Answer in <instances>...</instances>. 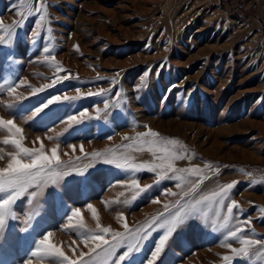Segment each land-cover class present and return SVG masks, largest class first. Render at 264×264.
<instances>
[{
	"label": "rangeland",
	"instance_id": "obj_1",
	"mask_svg": "<svg viewBox=\"0 0 264 264\" xmlns=\"http://www.w3.org/2000/svg\"><path fill=\"white\" fill-rule=\"evenodd\" d=\"M37 2L25 0L21 6V0H0V22L10 25L19 21L23 25L12 45L14 70L0 64V100L8 99L4 94L7 82H18L17 78L26 79L34 88L51 83L57 75L71 73L72 78L35 96L26 85L17 89L18 94L28 97L14 110L15 122L23 129L24 145L39 147V142H33L40 137L45 148L51 149L54 142L45 137L56 136L66 127L59 118L85 109L95 115L97 107L102 111L100 119L85 120L63 132L59 141L63 160L68 159L63 153L73 155L68 145H76L73 158L81 157L76 166L85 171L87 179L73 173L65 178L67 183L61 180L45 186L32 205L21 198L14 206L19 216L14 233L19 246L5 252L2 259L21 264L31 256V242L49 231L66 255L73 256L72 249H76V256L87 252L77 235L65 228L72 208H80L86 227L95 230L96 222L87 209L92 204L102 226L122 232L121 222L115 218L118 214L126 217L130 228H143L164 204L173 202L175 197L166 193L177 191L174 180L164 178L157 184L153 172L124 171L99 159L84 158L79 150L83 145L85 153L103 152L130 143L122 137L146 131L144 125L164 137L178 139L188 149L186 158L176 161L177 167L212 166L205 169L210 179L201 185V192L237 182L230 199L243 212L236 215L251 222L245 225L248 238H264V174L256 177L246 170L258 166L264 172V18L258 13L239 18L224 11L219 0H44L47 16L41 21L42 13L34 10ZM44 46L53 49L51 54L66 72L56 73L42 63ZM77 88L81 98L56 106L51 119L28 120L37 100L53 94L75 96ZM99 89L109 91L102 96L87 95ZM105 100L116 105L107 113L103 112ZM0 116L14 118L3 107ZM5 135L0 131V140ZM0 147L4 153L14 150ZM131 155L136 163L153 159L147 151ZM6 160L5 155L0 166ZM134 179L141 188L153 187L138 192L130 186ZM205 211L211 215L213 210ZM29 212L37 218L29 233H24L23 222ZM161 232L152 231L139 242L131 264H146L145 257L150 258ZM222 239L211 223L187 222L169 239L163 264H224L221 257L232 253L221 246ZM231 243L234 248L241 247L237 241ZM123 251L117 249V255ZM260 251L264 249L259 246L252 249L253 253ZM32 261L49 264L46 259ZM232 264H264V257L254 256L252 261L236 257Z\"/></svg>",
	"mask_w": 264,
	"mask_h": 264
},
{
	"label": "snow or ice",
	"instance_id": "obj_2",
	"mask_svg": "<svg viewBox=\"0 0 264 264\" xmlns=\"http://www.w3.org/2000/svg\"><path fill=\"white\" fill-rule=\"evenodd\" d=\"M25 0H21V6H24ZM32 7L29 6V14L32 12ZM36 12L42 13L40 20L44 21L47 16V5L44 0H38L35 9ZM21 15V13H17ZM23 25L17 21L14 24L4 25L0 22V64L6 68H13L14 50L12 45L14 40L18 38V29ZM38 35V33H37ZM35 43V40H33ZM74 49L79 50V46L75 45ZM44 56L42 63L55 70L56 73L66 72L62 65L56 61L52 55L53 49L44 46L42 49ZM14 70V68H13ZM72 78L71 73L66 75H57L51 83L43 85L39 88L32 87L26 79L17 78L18 82L8 81L4 94L7 95V100H0V107H3L13 119H5L0 116V131L6 135L0 140V145L11 146L14 150L4 153L0 147V161L5 160L4 166H0V264H16L15 261L7 262L2 259L5 252L15 251L19 246V239L14 235L18 227L16 221L19 216L15 211V205L21 198H24L29 205H32L35 198L42 188L49 185H57L61 180L67 183L65 178L72 177L73 173L76 176L87 179L85 171L76 166V161L81 157L73 158L76 152V145H68L71 148L73 155L67 152L63 155L68 156L67 160H63L59 153L60 137L63 132H68L75 126L82 124L85 120L100 119L101 109H95V115L90 114L87 109L79 111L77 114H69L67 118H59L60 123L66 125L62 133L56 136H47L45 139L54 142L51 149H46L43 140L40 137L36 138L39 142V147H26L24 145L25 137L23 129L15 122V109L21 101L27 100L28 97L18 94L17 89L21 86L31 88L33 96L38 92H44L46 88H53L56 84ZM109 90L99 89L97 92H89V96H102ZM77 95H51L44 101L37 100L36 105L31 110L29 121H42L51 119L55 115V107L63 102H72L81 98L80 89H76ZM117 96L120 93H116ZM53 106V107H50ZM116 105L109 101H104L103 112L107 113L110 107ZM19 118L23 119V116ZM147 130L137 132L135 136L122 137L124 141L130 143L122 144L116 148H108L103 152L95 151L85 153L83 145L79 146V150L84 158L91 157L93 160L99 159L104 164L114 165L116 168L136 172L139 170H148L156 174V183L164 178L174 180L177 191L171 189L166 193L167 196L175 197L171 203L164 204L163 210L155 216H152L146 221L143 228L132 229L129 227L126 217L121 213L115 218L121 222L124 231H115L111 226H102L98 210L88 204L87 209L91 212L92 218L96 222V228L88 229L85 225L82 211L80 208L70 209V214L67 215L68 224L66 229H71L88 249L87 252L80 251L79 255H75L76 249H72L73 256L66 255L62 247L52 241V232L42 233V238L32 241V249H29L31 256L21 264H33L32 258L39 260H48L49 264H131L133 253L139 251V242L150 235L152 231H160L161 235L158 242L155 243L154 249L150 252V258L145 257L146 264H163L162 254H166L165 250L169 239L187 222L198 221L202 224L211 223L213 230L220 231L223 239L221 246L230 249L232 255H224L221 257L224 264H232L236 257L248 258L250 261L255 256L257 259L264 257V251L253 253L254 246H259L264 249V238L250 239L247 237L245 225H250L248 220H239L236 213H242L234 199H230L231 189L237 182H231L217 186L208 192H201V185L207 176L205 169L211 170L210 164L205 165V169L198 166L179 168L176 166V161L184 160L188 149L178 140L162 136L160 133L152 130L147 125H144ZM151 153L152 161L136 163L131 152ZM90 165H86L88 167ZM191 177H196L193 180ZM131 187L138 192H146L153 185L140 187L137 180L131 181ZM31 190V191H30ZM57 195H59L57 193ZM121 195H124L121 193ZM230 200L225 205V201ZM116 201H113L115 203ZM158 200H153L152 203H159ZM108 202H105L107 206ZM226 207V212L222 209ZM212 209V214L209 215L205 209ZM234 209L236 212L234 213ZM264 211V209H262ZM36 213L29 212L24 220L22 231L29 233L32 227V222L35 220ZM42 218V217H41ZM264 219V218H262ZM235 221V223H233ZM254 233V230L248 229ZM106 237H110L108 239ZM231 241H237L241 247H232ZM5 244L8 248H5ZM75 244V241H73ZM124 248L122 254L117 255V249ZM34 249V250H33Z\"/></svg>",
	"mask_w": 264,
	"mask_h": 264
},
{
	"label": "built area",
	"instance_id": "obj_3",
	"mask_svg": "<svg viewBox=\"0 0 264 264\" xmlns=\"http://www.w3.org/2000/svg\"><path fill=\"white\" fill-rule=\"evenodd\" d=\"M219 5L224 11H228L234 16L245 17V11H250L252 15L258 13L264 18V0H219Z\"/></svg>",
	"mask_w": 264,
	"mask_h": 264
},
{
	"label": "trees",
	"instance_id": "obj_4",
	"mask_svg": "<svg viewBox=\"0 0 264 264\" xmlns=\"http://www.w3.org/2000/svg\"><path fill=\"white\" fill-rule=\"evenodd\" d=\"M246 170L253 176H258L264 174V172L258 166H249Z\"/></svg>",
	"mask_w": 264,
	"mask_h": 264
},
{
	"label": "crops",
	"instance_id": "obj_5",
	"mask_svg": "<svg viewBox=\"0 0 264 264\" xmlns=\"http://www.w3.org/2000/svg\"><path fill=\"white\" fill-rule=\"evenodd\" d=\"M248 13L251 14L250 11H245L244 15H247Z\"/></svg>",
	"mask_w": 264,
	"mask_h": 264
}]
</instances>
